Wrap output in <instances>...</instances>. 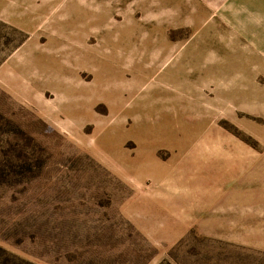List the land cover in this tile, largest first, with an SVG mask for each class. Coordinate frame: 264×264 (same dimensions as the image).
Instances as JSON below:
<instances>
[{"label":"rangeland","instance_id":"obj_1","mask_svg":"<svg viewBox=\"0 0 264 264\" xmlns=\"http://www.w3.org/2000/svg\"><path fill=\"white\" fill-rule=\"evenodd\" d=\"M264 0H0V264H264Z\"/></svg>","mask_w":264,"mask_h":264},{"label":"crops","instance_id":"obj_2","mask_svg":"<svg viewBox=\"0 0 264 264\" xmlns=\"http://www.w3.org/2000/svg\"><path fill=\"white\" fill-rule=\"evenodd\" d=\"M258 41H259L258 65L260 66L259 70L264 71V36L260 37Z\"/></svg>","mask_w":264,"mask_h":264}]
</instances>
